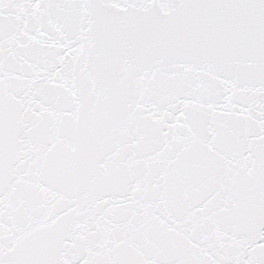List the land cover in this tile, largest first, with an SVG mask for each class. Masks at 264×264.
I'll return each mask as SVG.
<instances>
[{"label": "snow or ice", "instance_id": "obj_1", "mask_svg": "<svg viewBox=\"0 0 264 264\" xmlns=\"http://www.w3.org/2000/svg\"><path fill=\"white\" fill-rule=\"evenodd\" d=\"M0 264H264V0H0Z\"/></svg>", "mask_w": 264, "mask_h": 264}]
</instances>
